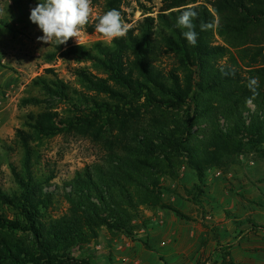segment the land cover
Instances as JSON below:
<instances>
[{"label": "trees", "instance_id": "trees-1", "mask_svg": "<svg viewBox=\"0 0 264 264\" xmlns=\"http://www.w3.org/2000/svg\"><path fill=\"white\" fill-rule=\"evenodd\" d=\"M138 3L146 17L126 36L90 47L59 46L56 53L74 62L69 71L83 90L54 69L46 70L50 79L39 76L33 81L42 97L21 102L22 108L34 110L26 114L10 145L0 139V180L5 154L17 151L23 156L21 168L9 164L14 187L9 192L0 188V228L32 236V253L21 254L15 264H89L72 251L97 241L102 229L132 237L143 205L166 207L160 195L162 178L176 180L186 166L201 172L194 148L186 146L192 139L209 144L236 134L240 139L248 136L258 147L264 143V35L261 41L245 40L249 30L264 26V0H161L158 12ZM123 7L124 0H106L101 15L116 9L123 18ZM189 8L198 13L193 21L195 46L183 34L187 29L177 24ZM216 21L214 28L201 30L202 23ZM208 64L217 74L201 85ZM252 78L259 85L254 99L248 88ZM204 91L233 101L232 114L221 104L202 106ZM249 99L257 112L247 124ZM176 111L181 118L174 129L167 128L160 116ZM206 120L219 128L204 129ZM114 130L120 136L108 133ZM63 133L87 137L101 147L102 156L61 186L54 184L55 171L38 176L34 145ZM5 209L17 212V220L2 215ZM11 249H5L10 259Z\"/></svg>", "mask_w": 264, "mask_h": 264}, {"label": "rangeland", "instance_id": "rangeland-1", "mask_svg": "<svg viewBox=\"0 0 264 264\" xmlns=\"http://www.w3.org/2000/svg\"><path fill=\"white\" fill-rule=\"evenodd\" d=\"M38 2L0 0V139L5 145L11 144L26 114L34 110L22 108L23 99L42 97V92L33 87V81L39 76L50 79L46 70L54 69L61 79L83 90L69 71L68 66L73 67L74 62L67 61L62 52L56 53L59 46L55 42L49 45L37 40L43 33L29 17ZM105 2L92 0L91 22L82 30L80 45L110 44L95 30ZM138 2L155 8V12L161 8V0H124L123 20L128 29L146 17ZM263 35L264 26H260L249 30L245 40L261 41ZM67 44L78 43L73 38ZM54 53L56 59L50 61L49 56ZM211 64L204 71L201 85L217 74ZM87 66L98 74L97 69ZM200 99L204 107L221 104L228 112L232 111L233 101L229 98L222 100L204 91ZM180 118L177 111L160 116L171 129ZM120 126L118 123L121 129ZM214 126L219 128L206 120L203 128L214 130ZM108 133L120 136L118 130ZM241 138L234 134L233 139H211L209 144H202L203 139L188 141L186 146L194 148V161L200 165L201 172L186 166L181 168L178 179L162 178L160 195L166 207L143 205L133 224L132 237L104 228L97 241L83 250L74 249L72 255L89 264H264V231L258 228L264 225V199H258L259 195L264 198V143L258 147L246 139L248 136ZM262 138L264 142V135ZM34 148L39 158L35 167L38 176H49V169L55 171L58 177L54 184L61 183V186L62 180L100 161L102 156L101 147L80 133H63L37 142ZM3 159L0 188L9 192L14 187L9 164L21 168L23 156L17 151L7 152ZM1 214L10 221L17 220V212L5 209ZM7 246L12 247L11 259L5 250ZM32 251L31 235L0 228V264H15L21 260V254Z\"/></svg>", "mask_w": 264, "mask_h": 264}, {"label": "clouds", "instance_id": "clouds-1", "mask_svg": "<svg viewBox=\"0 0 264 264\" xmlns=\"http://www.w3.org/2000/svg\"><path fill=\"white\" fill-rule=\"evenodd\" d=\"M93 13L92 0H39L35 7L31 9L29 19L38 25L43 35L37 40L44 44L55 42L58 46L66 45L69 40L75 38L80 45V37L83 28L91 22ZM198 13L194 9H187L178 17L177 24L183 29H187L183 34L189 44L195 46L198 33L195 31L194 19ZM95 23L96 32L102 34L107 42L126 36L128 26L124 22L120 12L111 9L97 18ZM218 21L201 24V30L214 28ZM42 50V49H41ZM258 80L250 79L248 88L252 91L254 99L257 92ZM252 99L247 101L252 103Z\"/></svg>", "mask_w": 264, "mask_h": 264}, {"label": "built area", "instance_id": "built-area-1", "mask_svg": "<svg viewBox=\"0 0 264 264\" xmlns=\"http://www.w3.org/2000/svg\"><path fill=\"white\" fill-rule=\"evenodd\" d=\"M249 110L246 113V119H247V124L250 122V117L251 115L255 114L257 112V108L254 103L248 104ZM261 114H264V111L261 112Z\"/></svg>", "mask_w": 264, "mask_h": 264}, {"label": "crops", "instance_id": "crops-1", "mask_svg": "<svg viewBox=\"0 0 264 264\" xmlns=\"http://www.w3.org/2000/svg\"><path fill=\"white\" fill-rule=\"evenodd\" d=\"M258 199H262V200H263L264 198H263V196H262V195H259ZM261 227H264V225H263V226H261ZM262 230H263V229H262ZM263 231H264V230H263Z\"/></svg>", "mask_w": 264, "mask_h": 264}, {"label": "bare ground", "instance_id": "bare-ground-1", "mask_svg": "<svg viewBox=\"0 0 264 264\" xmlns=\"http://www.w3.org/2000/svg\"><path fill=\"white\" fill-rule=\"evenodd\" d=\"M76 46H79L78 44H76Z\"/></svg>", "mask_w": 264, "mask_h": 264}]
</instances>
